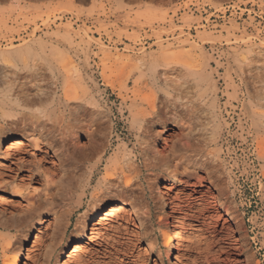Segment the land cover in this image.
Here are the masks:
<instances>
[{
    "label": "rangeland",
    "instance_id": "1",
    "mask_svg": "<svg viewBox=\"0 0 264 264\" xmlns=\"http://www.w3.org/2000/svg\"><path fill=\"white\" fill-rule=\"evenodd\" d=\"M27 46L36 55L32 65L30 61L15 69L0 60V73L35 77L32 86L47 95L42 105L9 114L30 124L35 122L31 116L46 111L43 120L53 130H43L42 137L16 130L0 147V213L12 220L40 215L29 234L20 238L18 254L16 246H7V239L19 234L0 229V264L14 254L19 264H74L68 256L75 244L84 246V255L99 250L105 246L107 225L123 233H108L115 241L108 238V252L117 263L264 264V164L255 158L256 151H264V128H254L251 119L252 112L264 119V0H0V51H23ZM155 57L158 63L151 66ZM152 107H166L168 118L164 126H153L150 138L137 131L133 121ZM191 109L199 112L208 129L195 151L220 153L221 193L206 171L183 161L180 151H191L192 125L184 115ZM65 134L70 147H58ZM98 139L105 153L88 187V201L107 164L125 166L136 156L141 182L146 187L147 177L155 179L156 196L167 205L161 213L151 204L148 212L145 204L141 209L116 193L105 209L126 208L120 221H100L94 232L88 225L86 240L84 234L74 233L80 218L74 212L61 235L57 212L84 197L78 191L68 199L72 168L61 151L74 144L87 149ZM14 140L26 143L20 156L7 152ZM145 149L168 161L169 167H163L167 176L143 169L140 154ZM51 179L68 184L53 190ZM50 193L67 205L55 207ZM98 196L101 208L106 199ZM31 202L42 209L30 210ZM204 206L211 207L208 226L181 228L183 221L196 224L190 216L194 207ZM168 216H173V230L182 237L178 250L165 245L162 233ZM208 234L219 238L222 251L215 246L206 252L209 256L198 257L200 251L192 247L196 239H211ZM126 247L127 259L122 254Z\"/></svg>",
    "mask_w": 264,
    "mask_h": 264
},
{
    "label": "bare ground",
    "instance_id": "2",
    "mask_svg": "<svg viewBox=\"0 0 264 264\" xmlns=\"http://www.w3.org/2000/svg\"><path fill=\"white\" fill-rule=\"evenodd\" d=\"M34 56H36L34 54V49L30 46H27L23 51H0V60L7 65L11 64L12 67H14L15 69H16L18 64H22V65L27 67L29 62L33 60L32 58ZM156 57L152 58L149 61V64L151 66H155V64L158 63V59ZM141 59H143V58H141ZM33 62L34 61L31 62V65ZM140 65H141V63H140ZM29 67H30V65H29ZM34 76H35V74H34ZM22 77L23 76L19 75L15 71H12V72L4 71V72L0 73V86H1V88L3 87L2 90H0V118L2 120V122L0 124V147L3 145L4 142H6L9 135L11 133H13V131H16V130H17V132H19L21 134L27 133L29 131L33 134L37 133V134H39V136L42 135L41 133L43 130L44 131H47V130L51 131V129L53 130L52 125H49L46 122V120H43V118L46 117V114H47L46 111H42L39 113L37 112L41 117L31 116V118H33V119L35 118V122L30 123V124H24L22 122L23 118H18L16 115H13V114L10 115L9 114L12 111H18V110H22V109H30V108L36 107L37 105H42L45 102V98H44L45 96L44 95H47V93L44 94L43 93L44 91H42L43 89L40 90V88L38 89V87L36 88V87L32 86V85H34L32 82L35 81V79H34L35 77H33L34 81L30 76L29 77L31 80H29V77H26V78H22ZM166 109H167L166 107H163V108L152 107L151 110L149 111V113L147 115L145 114L146 116H144L142 118L137 117L136 119H134L133 125L135 126L137 131L142 130L145 133V135H147V137L153 138V132H152L153 126H155V125L164 126L166 121H167L168 117H167V112H166L167 110ZM250 110H251V108H250ZM198 113L199 112H197V111H193V109L186 110L184 113L185 117L187 116L190 118V122L192 125V129H189V130H191L190 131V133H191L190 143L188 141L189 150H191V151H180V152H182V154L184 155L183 161H186L188 165H194L197 168L203 169L204 171H206L207 172V178L209 177V178L213 179L212 183H213L214 187L218 188V190H217L218 193H221L223 186L221 183V179L219 177V170H218L219 168L218 167H220V166H218V164H217L218 160L221 157L220 153L217 152L215 154H211L210 152H206V151H195V150H197L196 147L203 143V140L206 137V133L208 132L207 131L208 129L205 128L204 122L201 121V119H202L201 115ZM17 115H19V114H17ZM30 115H28V118ZM32 115H34V114H32ZM74 116H76V115H74ZM179 116L177 115L176 117H179ZM31 118H29L30 121H31ZM75 118L76 117H74V119H73L74 122L76 121ZM251 119H252V125L254 128H256V129H259L260 127L264 128V119L261 115H256L254 112H252L251 113ZM22 123H23V125H22ZM208 124H210V123L208 122ZM215 133H216V131L212 130V132L210 133L211 137H213ZM67 138H68V136H66V134H65V136L63 138H61V141L60 142L58 141V143H57L58 147H61V148L62 147L66 148V146L68 147L69 144H68ZM206 140L208 141V139H206ZM14 141L15 142H13L10 146L7 147V150H8L7 152L11 156H20L23 153L22 147L25 146L26 143L22 142V140H14ZM207 141H205V142H207ZM33 142L37 143V142H39V140L33 138ZM201 146H203V145H201ZM147 147H148V144H147ZM103 148H104L103 140L98 139L97 141L94 142V144H92L91 147H89L87 149L77 148V147H75V144H74V146H72V148L70 150L66 149L67 151H61L60 155H62L63 160L66 158L67 163L69 162V165L72 168V171L69 172V175L67 177L68 181H70V187L67 190L68 194H66V195H69V197H70L68 199L72 200V197H74V194L77 193L78 191H81L82 194L84 195L83 198L79 197L77 199V201L75 202V206H73L72 208L68 207L70 209H64L63 211L61 210V212L58 211L57 214L54 212L56 209L55 210L53 209L54 210L53 212L56 215H58L57 217L62 222V225L60 226V230L62 231L61 235H65L66 231L68 230V227L70 224V219H71L74 212H79V214H80V218H79V220H77L78 226L74 231V233L77 235L87 234L86 232L88 230L87 229L88 225L92 226L91 230L94 232L96 230V226H98V223L100 221H109V220L113 221V219L120 221L122 219L121 216L126 211V208L118 205V206H114L113 208L105 209V203L111 201L112 199H110V198H114L116 193L119 195V197L121 196V197H124L125 199H131L133 201V205H135L137 207H141V209L145 204V207L148 208V212L151 209L150 208L151 204H154L156 209H158L161 213H162V211H164V209L167 205L166 202L162 198H159L156 196L157 188H156L155 179H153V178L150 179L149 177L146 176L147 177L146 187L141 182L140 175L142 173L139 171V167L135 166V163L137 161L136 156H134V160H132V158L128 157V160L130 159L132 161H131V164L126 163L125 166H120L121 164L119 165V163H117L116 161L112 162V163L109 162L110 165L107 164L103 168L102 176L96 184V186H97L96 189L89 195L90 200L88 201L87 200L88 197L86 196V193L88 191V187L90 185H92L95 175L99 173L98 168H99V166H101L100 164L103 163L102 158H104L103 155L105 153V151H102ZM149 150L145 149V150L141 151V154L139 153L140 159L142 160L141 162L143 164V169L150 171V172L151 171H153V172L157 171L163 177L167 176L169 173H167V169L163 170V167L168 166L167 165L168 161L164 158L159 159V157L156 156V154L153 151H149ZM255 153H256L255 158H257L258 161H260L261 163L264 164V151H256ZM180 156H182V155H180ZM1 159H3V158L0 157V160ZM87 165L90 168H88ZM222 173H223V170H222ZM58 176H60V175H58ZM99 176H100V174H99ZM50 181L53 185V187H52L53 190H56V188H58V186H59V188H65L68 184V182H63L60 184L58 182H54L55 180L53 181L52 179ZM59 182H60V180H59ZM224 188H225V186H224ZM223 191H224V189H223ZM51 193L49 195V197L51 198L50 202H52L55 207L57 206V207H63L64 208L67 205L66 203L64 204L65 200L57 201V199L54 197V195H52L53 193L52 194ZM47 195H46V197H48ZM98 195L103 196L102 198L106 199L104 203H101L102 204L101 208H99L100 206H98V204H99L98 202H101L99 200L100 197ZM116 197H117V195H116ZM118 200H120V199H118ZM121 200H122V198H121ZM144 200H145V203H143ZM217 202H220V198L218 199ZM69 203H68V205H69ZM120 205H122V204H120ZM219 206H221V204ZM28 207L30 208V210L42 209V205L36 206L34 202L29 203ZM197 207H194V210H195V211L193 210L194 214L190 216L191 219L193 220V222L196 224H190L191 222L186 224V222L181 221L182 222L181 228L186 229V228H191V227H196V228L198 227V230H199L200 227L205 228L206 225L208 226V224H205L206 223L205 220L211 216L209 213V209L211 207L210 206H207V207L204 206L200 209ZM50 211H51V209H50ZM39 217H40V215L34 213L32 215H29L28 217H23V218H19L16 220H12L11 218L7 219L8 217L4 218L3 214L0 213V229L14 231L15 233H17V235L19 234L18 238L13 236V237H10L9 239H7V240H9L7 243V246H10L11 244H12V246H16L15 251H17L16 253L18 254L20 246H21L20 238L29 234L28 232L30 231V229H32L31 228L32 222L37 220ZM158 218L160 219V217H158ZM127 219H124V221ZM174 227H175V223L173 221V216H168V219L164 225V230H163L162 234H163V238L165 241V245L168 247L170 244H172V250H178L179 247L181 246L180 240L182 237L180 238L179 237L180 235L176 234V232L173 230ZM105 231L107 232V233L103 234V235H106V237L103 236L104 237L103 243H105V246H103L104 244L100 245L99 250L89 251V252H87L86 255H84V253H82L84 246H81V244H75L72 252L68 256V260L73 259L74 264H123L122 263L123 260H122V262H119V263H117L115 260H113L110 253L108 252V250H109L108 245L109 244H107L109 239L111 240V242L113 241L115 243V241L113 239H111V237L109 238L110 235H108V233L113 231L114 233L122 236V234H123L122 230H120L119 227L107 225V228H105ZM212 235H211V239L206 238V241L204 243H202L203 241L202 242L200 241L201 238H200V240L196 239V242H195L196 246H194V247H192V245H195V243L193 242L194 244H192L190 246V248L191 247L194 248V251L196 250L197 252L200 251L197 253V255L195 253L196 256L202 258V255L204 253L206 254V252L209 251L210 248H213L215 246H218V247L220 246L218 248L219 249L218 252L222 251L221 241L217 240V239H219V238H216L217 236L215 237ZM85 236L87 237L86 240H89V238H88L89 234H88V236L87 235H85ZM100 236H101V234H100ZM111 236H114V235H111ZM100 238H102V237H100ZM202 240H205V239H202ZM116 244H117V242H116ZM117 245L121 246V243L118 242ZM102 247H104V249H102ZM123 253H125L124 257H125V259H127V256L129 254L127 247L124 248V251L122 252V254ZM213 253L214 252H212L211 255ZM17 254H14L13 258L7 259L5 264H19ZM99 254H101L102 256L100 257ZM209 254L210 253L208 252L206 255L209 256ZM198 257H195V258L198 260ZM106 260H108V261H106Z\"/></svg>",
    "mask_w": 264,
    "mask_h": 264
}]
</instances>
